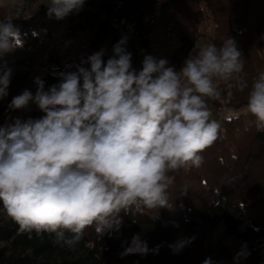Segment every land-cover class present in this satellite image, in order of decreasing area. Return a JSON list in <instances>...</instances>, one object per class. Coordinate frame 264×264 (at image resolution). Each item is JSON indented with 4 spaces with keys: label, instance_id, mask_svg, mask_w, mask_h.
<instances>
[{
    "label": "clouds",
    "instance_id": "1",
    "mask_svg": "<svg viewBox=\"0 0 264 264\" xmlns=\"http://www.w3.org/2000/svg\"><path fill=\"white\" fill-rule=\"evenodd\" d=\"M84 3L48 0L47 15L64 20ZM12 20H0V100L8 96L13 75L3 57L24 44ZM126 44L127 37L121 38L106 61L103 49L94 52L76 71L59 73L47 90L36 77L35 93L25 89L8 105L18 110L35 104L44 113L0 127V202L21 232L54 234L55 243L74 250L93 225L100 237L119 233L122 213L147 210L156 221L159 209L173 208L170 173L199 167L200 153L219 138L221 126L207 100L221 97L217 80L243 71L235 40L228 36L219 47L193 48L179 70L150 54L137 70ZM240 89H248L247 112L264 131V71ZM194 240L183 237L168 247L179 254ZM122 248L123 258L157 254L160 245L150 249L137 233ZM244 255L238 252L234 260ZM203 264L214 262L209 257Z\"/></svg>",
    "mask_w": 264,
    "mask_h": 264
},
{
    "label": "trees",
    "instance_id": "2",
    "mask_svg": "<svg viewBox=\"0 0 264 264\" xmlns=\"http://www.w3.org/2000/svg\"><path fill=\"white\" fill-rule=\"evenodd\" d=\"M27 1L32 4L36 0ZM85 8L98 11L105 19L87 21V25L83 21L65 34L74 41L77 31H91L89 41H82L86 46L82 54L69 61L52 56L51 61L65 72L76 71L82 59L103 49L107 42L113 47L125 37L119 31L148 45L158 30L179 42L170 64L177 70L204 38V29L213 31L212 43L218 47L228 36L233 38L242 52L244 68L233 76L230 88L222 91L219 99L207 100L212 118L220 123V135L200 153L203 163L199 167L170 173L174 176L169 188L172 209H159L156 221L147 210L145 214L122 213L119 233L100 237L93 225L84 230L83 238L72 250L55 243L54 234L21 232L0 202V212L7 217L0 220V264H203L209 257L220 264L222 256L231 255L222 239L215 240V231L220 227L225 237L244 246V264H264V131H257L255 117L247 112L248 89H240L242 81L250 87L253 78L264 71V0H85ZM16 15L13 9L0 5V20L12 18L18 27ZM20 25L27 26L25 22ZM129 44L127 39V50ZM39 77L46 90L59 82L53 75ZM30 82L29 72L13 71L8 102L0 104V127L17 118L40 119L25 109L8 108L12 98ZM232 113L238 118L229 120ZM137 233L150 249L160 245L158 253L122 258V242H130ZM193 235L195 240L179 254L168 247ZM2 244H8V254Z\"/></svg>",
    "mask_w": 264,
    "mask_h": 264
},
{
    "label": "rangeland",
    "instance_id": "3",
    "mask_svg": "<svg viewBox=\"0 0 264 264\" xmlns=\"http://www.w3.org/2000/svg\"><path fill=\"white\" fill-rule=\"evenodd\" d=\"M47 3L48 0H36L32 4L27 0H0V5H7V7L13 9L16 14L19 12L20 19L25 22L26 25H30V31L22 33L24 39L23 47L4 56V60L8 62V66L11 67L13 71L20 69L21 65H23L26 60H31L33 64L40 65L43 61V55L48 53L51 58L57 55L65 58L66 61L73 59L76 54H82L83 50L86 48L82 41H89L91 38V31H77L74 41L65 38V34L74 27L73 25H79L83 21L87 25V21L97 23L105 19L98 11L85 8L80 10L79 13L69 15L64 20H56L54 17L49 18L47 15ZM33 31L38 33V35L33 36ZM119 33L127 37L130 41L128 51L132 53V63L137 70L141 69L142 60L146 54L153 55L158 59H167L169 64H171L172 54L179 46V42L175 37L167 38L161 30L155 31L152 34L151 42L148 45L124 32L119 31ZM27 34H29V37L26 36ZM204 34V38H202L196 46L197 49L212 43L213 31L204 29ZM35 38L36 41L33 43ZM65 39L67 40L66 42L64 41ZM112 49L113 47L110 42L104 45L103 50L107 57L112 55ZM26 72L30 73L31 82L20 90L18 95L25 89L32 91L33 94L36 91L37 86L34 79L41 75L40 71L30 70ZM233 80L234 77L229 81L217 80L216 84L222 92L230 88ZM9 96L10 90H8V96L0 100V104H6ZM25 110L28 113H36L39 118L44 115L35 104H30ZM1 219H7L6 215L2 212H0V220ZM223 230L224 228L220 227L215 231V240L218 241L222 239L228 246L231 255L222 256L220 264H244V256H241L238 261L234 260L238 252H245L244 246L234 238L225 237ZM1 246L8 254V244H2Z\"/></svg>",
    "mask_w": 264,
    "mask_h": 264
},
{
    "label": "built area",
    "instance_id": "4",
    "mask_svg": "<svg viewBox=\"0 0 264 264\" xmlns=\"http://www.w3.org/2000/svg\"><path fill=\"white\" fill-rule=\"evenodd\" d=\"M16 19L18 20V22H20V24L23 22L20 19V16ZM20 24L18 25V28L20 29L21 33L26 32V31H30V25L22 27ZM19 70L22 72H26V71H30V70H38V71H40L41 75H43V76L53 75V76H56L58 78H59V73L65 72V71L61 70L55 63H53L51 61V57H50L49 53L43 55V61L40 65H35V64H33V62L31 60H26L25 63L23 65H21Z\"/></svg>",
    "mask_w": 264,
    "mask_h": 264
},
{
    "label": "crops",
    "instance_id": "5",
    "mask_svg": "<svg viewBox=\"0 0 264 264\" xmlns=\"http://www.w3.org/2000/svg\"><path fill=\"white\" fill-rule=\"evenodd\" d=\"M3 6H6L7 7V5H3ZM3 60H4V57H3ZM0 62H2V61H0ZM9 90V89H8Z\"/></svg>",
    "mask_w": 264,
    "mask_h": 264
}]
</instances>
